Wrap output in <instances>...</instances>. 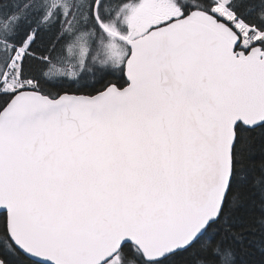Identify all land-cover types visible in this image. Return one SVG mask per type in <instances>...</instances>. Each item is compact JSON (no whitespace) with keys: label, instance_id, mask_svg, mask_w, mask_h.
Here are the masks:
<instances>
[{"label":"snow or ice","instance_id":"obj_1","mask_svg":"<svg viewBox=\"0 0 264 264\" xmlns=\"http://www.w3.org/2000/svg\"><path fill=\"white\" fill-rule=\"evenodd\" d=\"M0 264H264V0H0Z\"/></svg>","mask_w":264,"mask_h":264}]
</instances>
